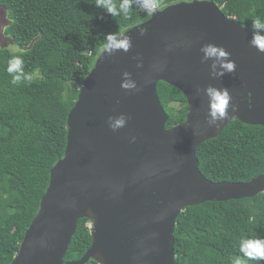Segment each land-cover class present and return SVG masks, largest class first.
<instances>
[{"label":"water","instance_id":"1","mask_svg":"<svg viewBox=\"0 0 264 264\" xmlns=\"http://www.w3.org/2000/svg\"><path fill=\"white\" fill-rule=\"evenodd\" d=\"M158 11L118 35L131 39L128 52L109 56L103 49L85 78L68 116L65 155L53 166L40 210L9 264H86L92 258L177 264L175 227L186 207L264 192V174L212 181L197 157L199 146L232 119L264 126V53L250 43L254 30L211 0H183ZM141 28L148 29L143 36ZM208 43L231 53L235 73L212 77L200 51ZM124 72L139 92L121 88ZM161 80L179 88L189 104L186 120L171 128L157 91ZM210 85L227 88L236 107L219 127L207 123L203 90ZM121 114L129 119L114 132L108 119ZM84 217L93 221L92 245L79 260L65 261Z\"/></svg>","mask_w":264,"mask_h":264},{"label":"trees","instance_id":"2","mask_svg":"<svg viewBox=\"0 0 264 264\" xmlns=\"http://www.w3.org/2000/svg\"><path fill=\"white\" fill-rule=\"evenodd\" d=\"M179 1L159 0L158 9ZM211 1L252 30L254 18L264 20V0ZM0 7L10 19L6 33L17 46L0 44V264H9L40 210L53 166L65 155L69 113L106 35H119L151 16L133 8L128 17H112L96 0H0ZM13 56L22 58L26 73L35 74L31 84L11 83L7 68ZM157 91L169 115L166 127L183 123L186 95L162 80ZM197 157L212 181H249L264 174V126L232 119L199 146ZM92 222L78 220L65 261L79 260L91 247ZM175 238L177 264H234L237 258L264 264L239 251L242 240L264 241V192L186 207ZM86 264L99 263L92 258Z\"/></svg>","mask_w":264,"mask_h":264},{"label":"clouds","instance_id":"3","mask_svg":"<svg viewBox=\"0 0 264 264\" xmlns=\"http://www.w3.org/2000/svg\"><path fill=\"white\" fill-rule=\"evenodd\" d=\"M159 0H96V7L106 11L112 17L124 16L128 17L133 8L142 11L148 16L155 15L158 11ZM253 37L251 45L264 53V20L256 17L252 20ZM148 32V29L141 28L140 35L143 36ZM187 45H182L186 47ZM132 47L130 38H120V36L110 33L105 37L104 51L109 56L117 51L128 52ZM168 50H171L170 48ZM202 63H210L211 75L213 78H222L228 73H235L236 62L230 59L231 53L223 47L213 43L205 44L201 49ZM137 67H143L140 63ZM158 70H163L159 68ZM7 72L11 75V83L13 85L31 84L35 79L34 73H26L23 67V60L20 56H13L8 62ZM121 88L127 91L139 92L141 89L138 87L135 80L132 79L131 73L124 72ZM208 98V109L206 113L207 123L211 126L219 127L229 116V108L233 111L236 110L234 105H231L232 96L227 88H217L208 86L203 90ZM129 117L121 114L117 117H109L108 125L112 131H118L126 126ZM136 137H132V142H135ZM174 169H171L173 171ZM93 223V222H92ZM240 253L248 260L264 261V241L260 239H247L240 242ZM234 264H242V260L237 258Z\"/></svg>","mask_w":264,"mask_h":264},{"label":"rangeland","instance_id":"4","mask_svg":"<svg viewBox=\"0 0 264 264\" xmlns=\"http://www.w3.org/2000/svg\"><path fill=\"white\" fill-rule=\"evenodd\" d=\"M9 24L10 19L7 16V12L2 7H0V44L17 49V46L13 42L11 36L6 33V27Z\"/></svg>","mask_w":264,"mask_h":264},{"label":"built area","instance_id":"5","mask_svg":"<svg viewBox=\"0 0 264 264\" xmlns=\"http://www.w3.org/2000/svg\"><path fill=\"white\" fill-rule=\"evenodd\" d=\"M89 227L92 229V227H93V223H90V224H89Z\"/></svg>","mask_w":264,"mask_h":264}]
</instances>
